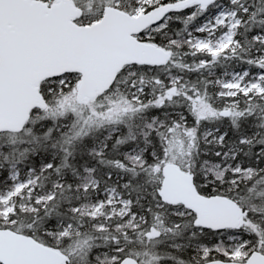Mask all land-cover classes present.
Instances as JSON below:
<instances>
[{
	"label": "snow or ice",
	"instance_id": "1",
	"mask_svg": "<svg viewBox=\"0 0 264 264\" xmlns=\"http://www.w3.org/2000/svg\"><path fill=\"white\" fill-rule=\"evenodd\" d=\"M0 264H264V0H0Z\"/></svg>",
	"mask_w": 264,
	"mask_h": 264
}]
</instances>
